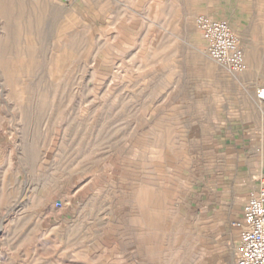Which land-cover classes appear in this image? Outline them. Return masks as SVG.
I'll list each match as a JSON object with an SVG mask.
<instances>
[{
    "label": "rangeland",
    "instance_id": "rangeland-1",
    "mask_svg": "<svg viewBox=\"0 0 264 264\" xmlns=\"http://www.w3.org/2000/svg\"><path fill=\"white\" fill-rule=\"evenodd\" d=\"M199 15L244 73L205 56ZM259 87L264 0H0V264H233L254 181L198 194L229 183L213 148Z\"/></svg>",
    "mask_w": 264,
    "mask_h": 264
},
{
    "label": "built area",
    "instance_id": "built-area-1",
    "mask_svg": "<svg viewBox=\"0 0 264 264\" xmlns=\"http://www.w3.org/2000/svg\"><path fill=\"white\" fill-rule=\"evenodd\" d=\"M69 4L73 0H60ZM194 25L203 41L205 56L233 74L244 73L247 64L243 49L228 21L199 15ZM256 98L264 102V88H257ZM236 232L233 242V264H264V181L247 192L239 217L230 222Z\"/></svg>",
    "mask_w": 264,
    "mask_h": 264
},
{
    "label": "crops",
    "instance_id": "crops-1",
    "mask_svg": "<svg viewBox=\"0 0 264 264\" xmlns=\"http://www.w3.org/2000/svg\"><path fill=\"white\" fill-rule=\"evenodd\" d=\"M256 101L261 104L264 109V102L260 103L257 98ZM244 110V116H241V113L235 116H228L226 129H224V132H220V138L213 148V151L216 154L215 156L219 159L217 165L211 166L210 169H213L218 173L224 172L223 176L231 175L232 177L230 176L231 179L227 185L224 183L225 181H222V178L210 181L207 190L198 194V196L203 195L202 197L206 200L200 203L206 209L219 205V197H225V195L222 194L226 191V187L228 190L226 192L232 194L235 185L237 184L235 182L236 179L241 181L247 179L248 176L249 181H254L252 186L247 187V189L243 191H241V189L246 188L245 182L239 184L238 189L240 193L245 196L244 202L246 200L248 190L256 186L260 181H264V160L262 161L257 176L251 175L253 169L250 166L251 160L257 156L259 145L264 146V111L260 113L249 108ZM263 155H261V158L259 159H262ZM228 168H230V170L226 171ZM244 202H242V204Z\"/></svg>",
    "mask_w": 264,
    "mask_h": 264
}]
</instances>
